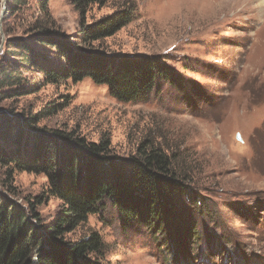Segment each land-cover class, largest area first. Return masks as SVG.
Masks as SVG:
<instances>
[{
    "label": "rangeland",
    "instance_id": "obj_1",
    "mask_svg": "<svg viewBox=\"0 0 264 264\" xmlns=\"http://www.w3.org/2000/svg\"><path fill=\"white\" fill-rule=\"evenodd\" d=\"M3 1L0 53L9 39L32 43L38 35L37 0H26L29 5L15 16L6 2L4 17ZM49 9L52 34L76 51L154 58L182 85L161 80L151 94L125 103L90 79L47 83L35 68L24 75L25 84L0 92V112L17 122L37 117L34 128L12 133L26 132L27 140L63 134L110 143V155L120 161L153 140L176 158L178 172L203 202L200 208L179 199L189 230L164 235L137 221L123 224L106 203L67 240L97 234L104 246L102 256L92 255L98 264H264V0H107L84 16L71 0H51ZM127 9L134 19L126 27L85 42V27ZM51 49L41 43L36 53L53 56L52 68L59 70L65 60ZM6 132L0 128V151ZM49 188L44 174L0 165V200L26 212L32 205L41 227L53 224L63 210Z\"/></svg>",
    "mask_w": 264,
    "mask_h": 264
},
{
    "label": "trees",
    "instance_id": "obj_2",
    "mask_svg": "<svg viewBox=\"0 0 264 264\" xmlns=\"http://www.w3.org/2000/svg\"><path fill=\"white\" fill-rule=\"evenodd\" d=\"M50 1L37 0L35 41L9 39L6 50L0 53V92L25 84L24 75L35 68L46 77L47 83L60 80L79 83L90 79L125 103L151 94L161 80L182 85L168 65L154 58H111L98 51H76L59 34H52L51 26L55 23ZM71 2L84 16L89 7L103 6L107 0ZM28 5L26 0H7L12 16L21 14ZM133 19L129 9L118 11L85 27L83 38L92 44L113 37ZM41 43L53 47L50 54L55 53L59 61L65 60L62 68H52L53 56L36 53ZM0 119V128L4 133L7 131L2 134L4 149L0 151V165H15L20 171L44 174L49 179L50 195L63 203L54 223L41 227L32 205L26 212L7 200H0V264H98L92 262V255L102 256L104 246L97 234L78 242H70L66 236L106 208V203L116 210L123 224L137 221L155 235L189 230L183 225L185 210L180 208L179 199L203 207L201 197L191 190V180L178 172L176 158L170 157L153 140H144L136 156L120 161L110 155V143H87L63 134L27 140L26 132L12 133L21 127L34 128L37 117H20V125L8 112H0Z\"/></svg>",
    "mask_w": 264,
    "mask_h": 264
},
{
    "label": "water",
    "instance_id": "obj_3",
    "mask_svg": "<svg viewBox=\"0 0 264 264\" xmlns=\"http://www.w3.org/2000/svg\"><path fill=\"white\" fill-rule=\"evenodd\" d=\"M3 2H4V5H5V6H4V13H3V17H4V14L6 13V2H7V0H4ZM2 20H3V19H2ZM2 20H1V21H2ZM1 26H2V23H1ZM1 32H2V30H1ZM2 35H3V32H2ZM1 50H2V48H0V51H1ZM238 138H240V137L238 136Z\"/></svg>",
    "mask_w": 264,
    "mask_h": 264
},
{
    "label": "bare ground",
    "instance_id": "obj_4",
    "mask_svg": "<svg viewBox=\"0 0 264 264\" xmlns=\"http://www.w3.org/2000/svg\"><path fill=\"white\" fill-rule=\"evenodd\" d=\"M246 3H252V1H255V0H244ZM257 1H260V0H257Z\"/></svg>",
    "mask_w": 264,
    "mask_h": 264
}]
</instances>
